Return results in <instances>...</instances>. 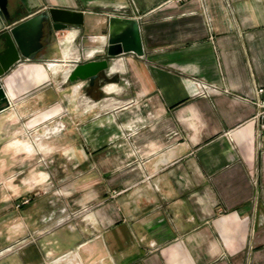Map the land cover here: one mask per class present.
<instances>
[{"label":"crops","instance_id":"1","mask_svg":"<svg viewBox=\"0 0 264 264\" xmlns=\"http://www.w3.org/2000/svg\"><path fill=\"white\" fill-rule=\"evenodd\" d=\"M41 2L81 11L83 24L45 29L36 57L0 76V161L51 154L28 132L65 109L57 78L81 49L105 45L109 16L139 22L144 53L115 56L92 85L68 81L80 142L53 151L74 152L83 173L80 194L52 200L84 210L42 230L51 203L33 190L47 172L29 163L27 180L0 187V250L11 246L0 264H264V135L251 101L264 86V0ZM40 10L9 0L5 27ZM195 81L215 90L200 95ZM81 95L102 111L86 125ZM14 127L26 142L8 139Z\"/></svg>","mask_w":264,"mask_h":264},{"label":"rangeland","instance_id":"2","mask_svg":"<svg viewBox=\"0 0 264 264\" xmlns=\"http://www.w3.org/2000/svg\"><path fill=\"white\" fill-rule=\"evenodd\" d=\"M59 81H61L62 83L58 84L60 83ZM56 82L58 85H60V87H62L63 85L61 93L65 98V109L60 111V113L51 116L45 123L34 126V128H32L28 132V136L32 144H47L48 147L52 149L51 154L44 156L35 154L36 156L21 159L18 157V155H15V160L0 161V187H4L3 185L21 183L27 180L30 176V170L28 168L29 163H31L32 166H34V163H37L38 165H40L43 171L46 170L47 176L42 181L44 184H39L38 188H35V190H33V196L35 198H39L40 200L48 198L51 203L49 205L40 207L41 210H44L46 214V216L44 217V221L41 222L42 230L60 227L61 225H70L71 222H73L72 224L75 225V223L80 220L82 215L81 212L84 210L83 208H80V206L76 205L73 206V209L71 211H69L67 205H65L62 201L63 199L60 201L52 200L53 198L62 197L68 190L72 191V196L74 194H80L77 188L76 181L81 173H83V171L77 170V155H75L74 152L73 154H68V156L66 157L64 155H59L58 151H53L58 150L60 142H65L63 140H66V144L69 148L76 147V145L80 142V140L76 138L78 134L76 133L78 132L76 126L80 127L78 125L79 121L75 122V120L80 116L79 111H74V108L72 106V97L70 94V90L68 89L70 83L66 79V76L58 77ZM76 97L77 96H75V99ZM76 100V103L82 111L81 120L83 125H86L88 121L94 118V116H98L101 114L102 111L100 112V110H98L97 108L88 107L86 105L87 103L92 102L87 97H78ZM85 100L87 101L86 103ZM16 129L17 128L14 127V129L10 131L8 139L10 141L18 139L26 142V138L22 137L21 133H18ZM20 149L23 150L24 148L20 147ZM8 151H12V146L9 147ZM89 156L90 155H88V157ZM85 158H87V156H85ZM33 173H37V175L40 173V171H38V167L36 168V170L33 167ZM30 193L31 191L27 192L26 194V197L28 199L30 198ZM2 194H7L8 196L13 195V193L10 191H4L2 192ZM26 201L27 200H24V202ZM54 213L58 215L61 213L62 215H60V217H56L54 216ZM20 238L22 239V237ZM17 240L15 241V243L17 242ZM8 247L9 246L3 247L0 252Z\"/></svg>","mask_w":264,"mask_h":264},{"label":"water","instance_id":"3","mask_svg":"<svg viewBox=\"0 0 264 264\" xmlns=\"http://www.w3.org/2000/svg\"><path fill=\"white\" fill-rule=\"evenodd\" d=\"M19 1L29 13H34L42 8L41 0ZM8 5L9 0H0V76L22 58L27 60L36 57V52L42 46L41 36L45 29L49 33H53L66 29L70 25L80 26L83 24L81 11L50 6L8 29L5 27L9 16ZM107 23L105 45L81 49L83 62L74 64L66 76L69 82L87 80L92 85L100 74L109 68V61L115 56L129 52L137 56L143 55L140 24L135 18L113 15L108 17ZM0 102L8 104L1 84Z\"/></svg>","mask_w":264,"mask_h":264},{"label":"built area","instance_id":"4","mask_svg":"<svg viewBox=\"0 0 264 264\" xmlns=\"http://www.w3.org/2000/svg\"><path fill=\"white\" fill-rule=\"evenodd\" d=\"M195 83L199 88L198 93L200 95H207L210 91L215 90L214 87H211L204 82L195 81ZM255 91V96L251 99L254 106H256V111L252 116V119L255 121L257 135L262 136L264 135V86H258ZM17 243H23V239L17 240L15 244ZM10 248L11 247H8L0 253L2 254L4 251H8Z\"/></svg>","mask_w":264,"mask_h":264}]
</instances>
